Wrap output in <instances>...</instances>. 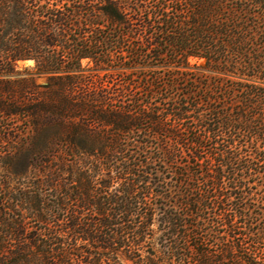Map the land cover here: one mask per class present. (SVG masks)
I'll list each match as a JSON object with an SVG mask.
<instances>
[{
	"label": "trees",
	"instance_id": "1",
	"mask_svg": "<svg viewBox=\"0 0 264 264\" xmlns=\"http://www.w3.org/2000/svg\"><path fill=\"white\" fill-rule=\"evenodd\" d=\"M126 260L264 264V0H0V264Z\"/></svg>",
	"mask_w": 264,
	"mask_h": 264
},
{
	"label": "rangeland",
	"instance_id": "2",
	"mask_svg": "<svg viewBox=\"0 0 264 264\" xmlns=\"http://www.w3.org/2000/svg\"><path fill=\"white\" fill-rule=\"evenodd\" d=\"M199 63L202 64V61H199ZM19 64H20L21 67H24V66H33L34 62L27 60V61H21ZM34 80H35V83L36 84H42V83L46 82L47 77L44 76V75L36 76L34 78ZM125 264H144V263H142V262H135V261H132V260H126L125 261Z\"/></svg>",
	"mask_w": 264,
	"mask_h": 264
}]
</instances>
